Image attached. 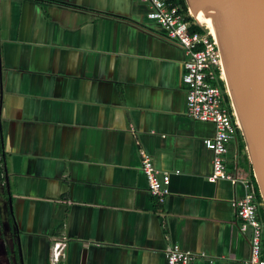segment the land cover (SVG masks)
Here are the masks:
<instances>
[{"label":"crops","instance_id":"1","mask_svg":"<svg viewBox=\"0 0 264 264\" xmlns=\"http://www.w3.org/2000/svg\"><path fill=\"white\" fill-rule=\"evenodd\" d=\"M150 10L0 0V264H50L56 241L59 264H166L173 244L193 264L248 260L243 185L210 179L214 125L186 115L185 54ZM141 149L170 175L163 203ZM225 159L251 178L233 138Z\"/></svg>","mask_w":264,"mask_h":264},{"label":"built area","instance_id":"2","mask_svg":"<svg viewBox=\"0 0 264 264\" xmlns=\"http://www.w3.org/2000/svg\"><path fill=\"white\" fill-rule=\"evenodd\" d=\"M141 1L150 4L148 18L161 25L168 41L178 45L185 54L182 82L186 87V115L190 119L211 122L214 125L213 136L203 139L204 146L212 153L210 179L243 185L244 195L233 200L231 205L240 222L239 232L248 234L249 238L250 256L245 264H264V223L257 217L259 203L255 185L250 178L227 170L225 156L234 137L237 122L230 101L228 105L223 101L221 88L225 85V75L215 36L210 30L204 33L189 10L185 13L177 5H173L171 0ZM188 17L194 20L191 21ZM193 26L198 30L192 31ZM138 153L148 192L158 203H163L169 194L170 175L161 174L155 168L151 157L142 149ZM65 248L64 241H56L52 245L50 264H59L62 261ZM164 254L166 264H193L195 259L194 254L182 251L174 244L167 246Z\"/></svg>","mask_w":264,"mask_h":264},{"label":"water","instance_id":"3","mask_svg":"<svg viewBox=\"0 0 264 264\" xmlns=\"http://www.w3.org/2000/svg\"><path fill=\"white\" fill-rule=\"evenodd\" d=\"M185 3L204 33L215 29L227 95L264 206V0Z\"/></svg>","mask_w":264,"mask_h":264},{"label":"trees","instance_id":"4","mask_svg":"<svg viewBox=\"0 0 264 264\" xmlns=\"http://www.w3.org/2000/svg\"><path fill=\"white\" fill-rule=\"evenodd\" d=\"M171 3L173 5H177L180 10L184 11L185 13H187V5L185 3V0H171ZM187 19L193 21L194 19L191 17H188ZM192 31H196L198 30V28L196 26H193L191 28ZM223 91V101L228 105L229 104V97L226 93H224V86L221 88ZM235 131H234V137L233 140L235 141L236 144V148H237V152H238V158L239 161L242 163L243 167L246 168L250 173H251V181L254 183L255 185V189H256V198H257V202L259 203L258 207H257V217L259 219L260 222L264 223V206L262 205L260 196H259V192L257 189V185L255 182V179L252 175V170H251V166L249 163V159L246 153V148H245V143L243 140V136L241 134V131L238 127L237 124H235ZM263 246H264V233H263Z\"/></svg>","mask_w":264,"mask_h":264},{"label":"bare ground","instance_id":"5","mask_svg":"<svg viewBox=\"0 0 264 264\" xmlns=\"http://www.w3.org/2000/svg\"><path fill=\"white\" fill-rule=\"evenodd\" d=\"M192 15H193V17L195 18V20L199 23V20H198V17H197V14H196V11L195 10H193L192 11ZM210 30V32L211 33H213L215 36H216V32H215V29L214 28H211V29H209ZM216 39V38H215ZM217 41V40H216ZM222 61V60H221Z\"/></svg>","mask_w":264,"mask_h":264},{"label":"rangeland","instance_id":"6","mask_svg":"<svg viewBox=\"0 0 264 264\" xmlns=\"http://www.w3.org/2000/svg\"><path fill=\"white\" fill-rule=\"evenodd\" d=\"M191 13V12H190ZM189 13V14H190ZM191 15V14H190ZM213 34V33H212ZM214 35V34H213ZM215 36V35H214ZM216 38V37H215ZM225 84V83H224ZM224 88H225V93L227 94V89H226V85H224Z\"/></svg>","mask_w":264,"mask_h":264}]
</instances>
